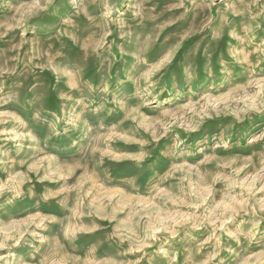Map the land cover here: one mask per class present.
Segmentation results:
<instances>
[{
	"label": "rangeland",
	"instance_id": "374dc122",
	"mask_svg": "<svg viewBox=\"0 0 264 264\" xmlns=\"http://www.w3.org/2000/svg\"><path fill=\"white\" fill-rule=\"evenodd\" d=\"M0 264H264V0H0Z\"/></svg>",
	"mask_w": 264,
	"mask_h": 264
}]
</instances>
